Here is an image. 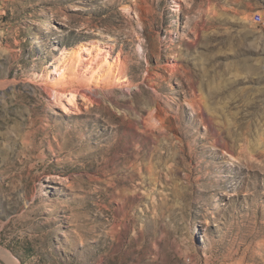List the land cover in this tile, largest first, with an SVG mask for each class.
Instances as JSON below:
<instances>
[{"label": "rangeland", "instance_id": "374dc122", "mask_svg": "<svg viewBox=\"0 0 264 264\" xmlns=\"http://www.w3.org/2000/svg\"><path fill=\"white\" fill-rule=\"evenodd\" d=\"M89 45L123 85L65 114L44 79ZM0 246L264 264V0H0Z\"/></svg>", "mask_w": 264, "mask_h": 264}, {"label": "bare ground", "instance_id": "6f19581e", "mask_svg": "<svg viewBox=\"0 0 264 264\" xmlns=\"http://www.w3.org/2000/svg\"><path fill=\"white\" fill-rule=\"evenodd\" d=\"M174 6L180 8L178 4ZM125 69L119 57L116 63L110 60L106 47L89 45L86 48L79 47L77 50L61 53L52 73L54 77L48 74L43 85L54 104L65 114H80L82 110L88 109L89 104L98 102L99 93H111L113 88L121 85L123 78L121 75ZM105 85L110 86L107 88L109 90L105 91L103 88ZM200 113L211 125V118L206 117L202 109ZM0 263L19 264L1 246Z\"/></svg>", "mask_w": 264, "mask_h": 264}, {"label": "built area", "instance_id": "2783aa9c", "mask_svg": "<svg viewBox=\"0 0 264 264\" xmlns=\"http://www.w3.org/2000/svg\"><path fill=\"white\" fill-rule=\"evenodd\" d=\"M253 21H257V24H260L261 21H260V14L258 16H254L253 17Z\"/></svg>", "mask_w": 264, "mask_h": 264}]
</instances>
